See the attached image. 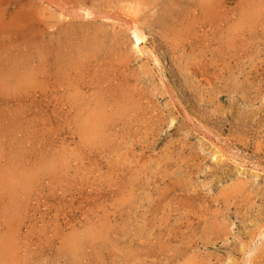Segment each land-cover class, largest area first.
<instances>
[{"label": "rangeland", "instance_id": "rangeland-1", "mask_svg": "<svg viewBox=\"0 0 264 264\" xmlns=\"http://www.w3.org/2000/svg\"><path fill=\"white\" fill-rule=\"evenodd\" d=\"M199 1L80 0L113 20L20 0L25 30L0 29V264H264V0Z\"/></svg>", "mask_w": 264, "mask_h": 264}, {"label": "bare ground", "instance_id": "bare-ground-1", "mask_svg": "<svg viewBox=\"0 0 264 264\" xmlns=\"http://www.w3.org/2000/svg\"><path fill=\"white\" fill-rule=\"evenodd\" d=\"M42 1H45L47 3V5H49L50 7H53L54 10H59L65 18V16H80V17H84V18H106V19H117V18H113L111 17L109 13H107V11H104V10H97V9H92L91 7H89L88 5L86 6L85 5V0H82L84 1L83 3H79V2H75L74 0H42ZM24 2H27V1H24ZM29 2V1H28ZM37 2V1H36ZM216 0H211L210 2H208V0H200L199 1V5L201 6V11L205 14V15H209L210 11L213 9V7L210 5V3H215ZM22 3V2H21ZM44 3V2H43ZM46 3H45V7H46ZM23 4V3H22ZM88 4V3H87ZM28 5V4H27ZM30 5V4H29ZM19 6H22L20 5V0H0V29H4V30H8L9 28H14L15 30L17 29L19 31V29L24 28V26H22V24L20 23H17L16 20L18 19H21L23 18V15L20 14L19 11L15 10V8H18ZM26 6V5H25ZM33 6V5H32ZM42 6V5H41ZM199 6V7H200ZM44 7V8H45ZM20 8V7H19ZM46 10V9H45ZM175 11V10H174ZM177 11V10H176ZM23 12H26V11H23ZM212 12V11H211ZM22 13V12H21ZM27 13V12H26ZM33 13V12H32ZM246 12H244L245 14ZM25 14V13H24ZM184 15V14H183ZM212 15V14H211ZM210 15V16H211ZM30 17V16H29ZM28 17V18H29ZM36 17V16H35ZM41 17V16H40ZM76 17V18H77ZM79 17V18H80ZM74 18V17H73ZM119 18V17H118ZM249 18V17H248ZM32 19V18H30ZM29 19V20H30ZM22 20V19H21ZM34 20V19H33ZM42 20V18H41ZM119 20L125 22L126 26L128 27L127 29L130 30L136 41H139V40H142L144 39V34L142 33V31L140 30V28L138 27V24H137V20L136 19H133L131 17L129 18H119ZM242 20H247L246 18V15H244V19ZM241 21V20H240ZM25 22V21H24ZM43 22V21H42ZM41 22V23H42ZM54 22V20H53ZM71 22V21H70ZM32 23V21H31ZM35 23V22H34ZM45 23V22H44ZM55 23V22H54ZM65 23V22H64ZM68 23V22H67ZM214 23V22H213ZM247 23V22H246ZM30 24V23H29ZM39 25V24H38ZM217 25V24H216ZM243 25V24H241ZM18 26H20V28H18ZM213 26V25H212ZM43 27V26H41ZM40 27V28H41ZM71 27V26H70ZM229 27V26H228ZM247 27V26H246ZM39 28V27H38ZM84 28V27H83ZM216 28V26H215ZM35 29V28H34ZM37 29V28H36ZM44 29V28H43ZM231 29V28H230ZM235 29V28H234ZM86 30V29H85ZM84 30V31H85ZM245 30V29H244ZM17 31V33H18ZM23 31V30H22ZM92 32V31H91ZM42 33V32H41ZM99 33V32H98ZM228 33V32H227ZM246 33V32H245ZM84 34V33H83ZM96 34V33H95ZM185 34V33H184ZM226 34V33H225ZM31 35V34H30ZM54 35V34H53ZM94 35V34H93ZM178 35V34H177ZM16 36V35H15ZM18 37V36H17ZM31 37V36H30ZM21 38V37H20ZM26 38V37H25ZM37 38V37H36ZM93 38V37H92ZM101 38V37H100ZM33 39V38H32ZM68 39V38H67ZM26 40V39H25ZM35 40V39H34ZM98 40V39H97ZM5 41V40H4ZM15 41V40H14ZM23 41V40H22ZM31 41V40H30ZM6 42V41H5ZM3 43V42H2ZM11 43V42H10ZM50 43V42H49ZM4 44V43H3ZM9 44V43H8ZM17 44V43H16ZM69 44V43H68ZM47 45V44H46ZM66 45V43L64 44ZM247 45V44H246ZM10 46V45H9ZM93 46H95L93 44ZM234 46V45H233ZM1 48V47H0ZM94 48V47H93ZM92 48V49H93ZM14 49V48H13ZM59 49V48H58ZM67 50V49H66ZM65 50V52H66ZM73 50V49H72ZM77 51V50H76ZM7 52V51H6ZM36 54V53H35ZM80 54V53H79ZM43 55V54H42ZM78 55V54H77ZM88 55V54H87ZM39 56V55H38ZM80 56V55H79ZM27 57V56H26ZM62 57V56H61ZM66 57V56H65ZM81 57V56H80ZM79 57V59H80ZM39 58V57H37ZM4 59V58H3ZM46 59V58H45ZM60 58H58L57 55L54 56V60H55V63H57V65L63 63V61H65V59L63 60H59ZM156 59V58H154ZM28 60V59H27ZM68 60V57H66V63L65 65L69 66L70 64V61H67ZM158 60V59H157ZM68 62V63H67ZM37 63V62H36ZM33 64V63H32ZM35 65V64H34ZM42 65V64H41ZM46 65V64H45ZM54 65V64H53ZM17 66V65H16ZM30 67V66H29ZM35 67V66H34ZM22 68V67H21ZM59 68V66H58ZM73 68V67H72ZM65 69V68H64ZM0 70H1V67H0ZM3 70V69H2ZM32 70V69H31ZM34 70V69H33ZM41 70V69H40ZM60 70V69H59ZM43 71V70H42ZM61 71V70H60ZM74 71V70H73ZM11 72V71H9ZM58 72V71H57ZM24 73V72H23ZM20 74V73H19ZM63 74V73H62ZM68 74V73H67ZM28 75V74H27ZM53 75V74H52ZM12 76V75H11ZM10 77V76H9ZM15 77V76H14ZM21 80L24 79V81L27 80V77L26 76H22L20 77ZM70 78V77H69ZM52 79V78H51ZM65 79V78H64ZM68 79V78H67ZM72 79V78H71ZM15 80V79H14ZM16 80H17V77H16ZM53 80V79H52ZM18 81V80H17ZM77 81V80H76ZM16 82V81H14ZM13 82V83H14ZM19 83V82H18ZM18 83H16L18 85ZM21 83V82H20ZM41 84V83H40ZM66 84V83H65ZM52 85V84H51ZM57 85V84H55ZM40 86V85H39ZM37 87V86H36ZM42 87H43V84H42ZM77 87V86H76ZM79 87V86H78ZM50 88V86H49ZM58 88V87H57ZM41 89V88H40ZM43 90V88H42ZM44 91V90H43ZM79 91V90H78ZM83 91V90H81ZM47 92V91H46ZM71 92V91H70ZM76 92V91H75ZM84 92V91H83ZM53 93V92H52ZM66 93V92H65ZM96 97V96H95ZM80 100V99H79ZM78 100V101H79ZM103 100V99H102ZM88 102V101H87ZM96 104V103H95ZM98 104V103H97ZM101 104V103H100ZM83 108V107H82ZM98 109V108H97ZM105 112V111H104ZM86 113V112H85ZM101 114L100 112H94L92 113V118L94 121L98 120L100 118ZM83 118V117H82ZM80 118V119H82ZM90 118V117H89ZM81 122V121H80ZM104 122H107L104 121ZM199 123V122H197ZM200 124V123H199ZM197 127V126H196ZM200 127V125H199ZM82 129L83 130H86V131H91L92 130V127H89V125L86 123H83L82 124ZM206 131V130H205ZM91 137V136H90ZM4 173V172H3ZM2 178V177H1ZM14 186V185H13ZM213 219V218H212ZM203 228V227H202ZM206 229V228H205ZM257 229V228H256ZM256 231V230H255ZM168 235V234H167ZM254 236L252 238H254L256 235L258 237H260V239H263L264 238V221L259 225L256 233L253 234ZM204 236V235H203ZM182 239V238H181ZM187 240V239H186ZM256 240V239H254ZM190 241V240H189ZM250 242V241H249ZM253 242V240H252ZM181 243V242H180ZM188 243V241H187ZM250 244V243H249ZM253 244V243H252ZM177 245V244H176ZM249 248V247H248ZM252 248V247H251ZM170 250V249H169ZM245 250V249H244ZM243 253V252H242ZM247 253V254H246ZM245 255L246 257L243 259V264H250V258H251V255H252V251H246ZM244 255V254H242ZM169 257V256H168ZM242 259V257L240 258ZM242 262V260H240ZM239 264V263H238Z\"/></svg>", "mask_w": 264, "mask_h": 264}]
</instances>
